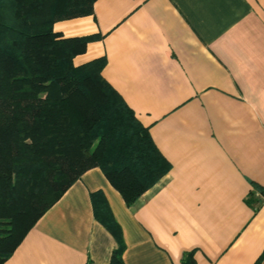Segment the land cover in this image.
Segmentation results:
<instances>
[{"label": "crops", "instance_id": "crops-1", "mask_svg": "<svg viewBox=\"0 0 264 264\" xmlns=\"http://www.w3.org/2000/svg\"><path fill=\"white\" fill-rule=\"evenodd\" d=\"M53 31L97 37L74 66L105 60L170 169L130 207L89 169L4 264H110L97 194L123 264H264V0H96Z\"/></svg>", "mask_w": 264, "mask_h": 264}, {"label": "trees", "instance_id": "trees-1", "mask_svg": "<svg viewBox=\"0 0 264 264\" xmlns=\"http://www.w3.org/2000/svg\"><path fill=\"white\" fill-rule=\"evenodd\" d=\"M95 1L0 0V264L89 169L100 168L128 207L170 169L102 77L105 60L74 66L97 37L53 31L93 15ZM96 198L95 217L117 243L110 264H123L121 229Z\"/></svg>", "mask_w": 264, "mask_h": 264}]
</instances>
